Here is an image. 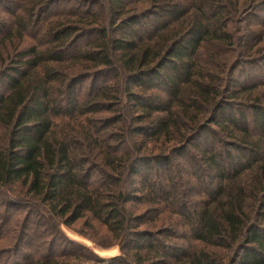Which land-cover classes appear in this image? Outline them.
Returning a JSON list of instances; mask_svg holds the SVG:
<instances>
[{
    "label": "trees",
    "instance_id": "trees-1",
    "mask_svg": "<svg viewBox=\"0 0 264 264\" xmlns=\"http://www.w3.org/2000/svg\"><path fill=\"white\" fill-rule=\"evenodd\" d=\"M13 1L0 264H264V0Z\"/></svg>",
    "mask_w": 264,
    "mask_h": 264
},
{
    "label": "rangeland",
    "instance_id": "rangeland-1",
    "mask_svg": "<svg viewBox=\"0 0 264 264\" xmlns=\"http://www.w3.org/2000/svg\"><path fill=\"white\" fill-rule=\"evenodd\" d=\"M15 1L17 3L20 2L19 0H15ZM86 5H88L87 2L85 1L83 2V0L81 2L80 0H56L54 4H50L48 6V11L46 13H49L50 16L52 14H58L62 12L63 9L65 8L68 9L69 7H73V8L78 7L80 9H84ZM15 8L16 5L14 4L13 0H0V67H2V69L4 70L12 68L11 66L12 62L10 59L12 55L16 53V51L13 52L12 50L20 47L19 39L21 34L19 32L20 26L18 25V19L14 20L15 18L12 17V14L10 13V10H14ZM32 15L33 14L30 13V17ZM38 17L40 22H43L45 20V16L44 17L38 16ZM38 17L32 16L31 22L33 23L37 22ZM12 20H13V24H12ZM50 20L51 19H49L48 21ZM29 41H31V39ZM7 47H9L11 50H8ZM9 51L12 52L9 54ZM1 52L7 55L2 56ZM6 73L9 72L7 71ZM103 81L104 80H98L97 83H102ZM90 83L91 82L89 80H84L82 82V84L86 86V89L89 87ZM5 86L6 85L4 79H2L0 76V87L5 88ZM180 176L182 175L180 174ZM8 212H9L8 208H3V207L0 208V213H3L4 215L5 214L8 215ZM22 217L23 216H19V219L21 220ZM81 224H82V220L77 221L72 226H66L60 224V230L63 233L64 237L68 239V241H71L75 244L80 245L81 247L91 250L92 252H94L95 254H97L102 258L116 257L121 254L120 243L117 244V242L109 241L108 238H105V236L108 237V235L105 234L106 229L103 226L97 225L99 235L98 237H94L89 233V231L86 232L80 229ZM2 226L3 224L1 225L0 228H2ZM15 228H16L15 232L11 234L8 242L5 241L4 239L0 240V256L4 257V259H6L7 256L10 258H14L15 257L14 255H16L15 253L17 251L16 250L17 246H15L13 242H16L15 239L17 236L18 227L16 226ZM100 238H104V240L102 241ZM93 249L96 250L97 253L93 251ZM21 252L25 253L26 256L32 253L28 247L21 248ZM98 252L101 254H99ZM16 260L18 261V263H24L25 261L24 258L23 259L16 258Z\"/></svg>",
    "mask_w": 264,
    "mask_h": 264
},
{
    "label": "built area",
    "instance_id": "built-area-1",
    "mask_svg": "<svg viewBox=\"0 0 264 264\" xmlns=\"http://www.w3.org/2000/svg\"><path fill=\"white\" fill-rule=\"evenodd\" d=\"M62 224H63V225H66V224H64V223H62ZM66 226H68V225H66ZM93 251L96 252V250H94V249H93ZM120 252H121V251H120ZM96 253H97V252H96ZM98 253H99V252H98ZM99 254H101V253H99ZM110 258H112V257H110Z\"/></svg>",
    "mask_w": 264,
    "mask_h": 264
}]
</instances>
